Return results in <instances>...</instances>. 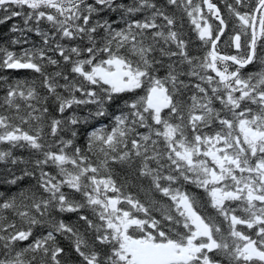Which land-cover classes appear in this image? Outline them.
<instances>
[{"label":"snow or ice","instance_id":"6c2138e0","mask_svg":"<svg viewBox=\"0 0 264 264\" xmlns=\"http://www.w3.org/2000/svg\"><path fill=\"white\" fill-rule=\"evenodd\" d=\"M0 264H264V0H0Z\"/></svg>","mask_w":264,"mask_h":264}]
</instances>
